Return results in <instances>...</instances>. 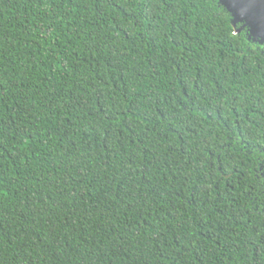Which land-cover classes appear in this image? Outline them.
<instances>
[{
	"label": "trees",
	"instance_id": "16d2710c",
	"mask_svg": "<svg viewBox=\"0 0 264 264\" xmlns=\"http://www.w3.org/2000/svg\"><path fill=\"white\" fill-rule=\"evenodd\" d=\"M218 0H0V264H264V45Z\"/></svg>",
	"mask_w": 264,
	"mask_h": 264
},
{
	"label": "water",
	"instance_id": "95a60500",
	"mask_svg": "<svg viewBox=\"0 0 264 264\" xmlns=\"http://www.w3.org/2000/svg\"><path fill=\"white\" fill-rule=\"evenodd\" d=\"M232 14L235 24H243L254 39L264 45V0H218Z\"/></svg>",
	"mask_w": 264,
	"mask_h": 264
}]
</instances>
